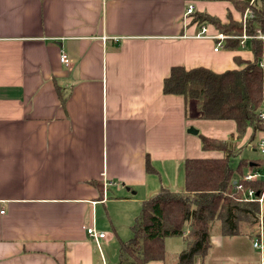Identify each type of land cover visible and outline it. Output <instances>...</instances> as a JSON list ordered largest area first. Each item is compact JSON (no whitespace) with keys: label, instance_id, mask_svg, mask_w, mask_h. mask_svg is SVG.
Listing matches in <instances>:
<instances>
[{"label":"crops","instance_id":"crops-1","mask_svg":"<svg viewBox=\"0 0 264 264\" xmlns=\"http://www.w3.org/2000/svg\"><path fill=\"white\" fill-rule=\"evenodd\" d=\"M246 1L0 0V264H116L141 203L161 188L182 192L185 159L223 156L187 132L189 110L202 121L194 104L162 85L173 66L221 73L252 60L243 34L233 50V37L193 22H238L234 3ZM202 27L207 38L196 37ZM207 122L228 131L205 137L235 134L232 121ZM260 136H235L247 158H261ZM259 221L232 237L213 232L195 264H264L252 245L264 230V189ZM90 227L105 237L94 240ZM185 248L183 235L166 238V261L148 264H173Z\"/></svg>","mask_w":264,"mask_h":264},{"label":"trees","instance_id":"trees-1","mask_svg":"<svg viewBox=\"0 0 264 264\" xmlns=\"http://www.w3.org/2000/svg\"><path fill=\"white\" fill-rule=\"evenodd\" d=\"M239 12L250 9L251 16L241 22L229 20L223 25L207 14H194L193 22L210 24L227 37L225 47L235 50L242 34L255 36L256 30L264 33V0L235 2ZM252 60L236 61L240 69L213 72L204 67L185 69L170 68L163 80L164 95H178L186 106L194 104L196 117L202 121H232L237 138L248 137L253 141L260 135L263 124L258 118L262 104L263 72L260 66L262 42L249 41ZM204 151L223 154L220 158H187L183 164L184 189L174 192L161 188L154 196L144 200L130 226V238L118 241L116 264H148L151 261H166L164 239L183 235L186 248L173 264H195L202 261L210 247L213 232L232 237L239 233V224L257 226L259 206L256 201H246L248 191L255 198L264 189V180L241 182L236 180L249 168L260 169L262 159L239 158L241 148L234 135L228 140L200 136ZM146 170H154L146 160ZM96 185V184H95ZM264 262V230H263ZM241 264V263H238Z\"/></svg>","mask_w":264,"mask_h":264},{"label":"built area","instance_id":"built-area-1","mask_svg":"<svg viewBox=\"0 0 264 264\" xmlns=\"http://www.w3.org/2000/svg\"><path fill=\"white\" fill-rule=\"evenodd\" d=\"M194 11V7L193 5L189 4L187 7H186V10H185V13L184 15L185 16H189L193 13ZM248 15L244 14V18L242 21V25L244 26L245 25V21L247 19ZM206 32V28H203L201 29V32L196 36L197 38H200V37H204V33ZM208 37V36H207ZM207 37H204V38H207ZM225 36L219 34L218 35V38L220 40H223ZM243 39H246L248 37L245 36V34L243 33ZM221 47V44L218 43L216 48L214 49L215 51ZM66 55L65 54H61L60 58H59V61L61 63H63L64 65H66ZM260 66L262 67V64H260ZM258 118L259 120L262 122L263 124V129H262V132H261V136L260 138L258 139L257 141V144H256V147H257V151L259 152L260 156H261V159H262V167L260 169H255V168H247L246 172L241 176L239 177L238 180H236L237 184L245 181V182H254L256 180H264V108L261 107L260 110H259V113H258ZM240 184L237 186V188L239 189L240 188ZM246 201H256L258 203V206H259V211H260V205L262 204V193L260 194L259 197L255 198V194L253 191H248L247 192V196L245 198ZM259 224H260V221H259ZM261 227V226H260ZM86 232H87V235L90 236L91 238H93L94 240H97V239H102L105 237V234L104 233H99L97 231H95L92 227L90 228H87L86 229ZM262 238H263V232H262V227H261V232H259V234H257V238L255 240H253V247L262 251L263 250V243H262Z\"/></svg>","mask_w":264,"mask_h":264},{"label":"rangeland","instance_id":"rangeland-1","mask_svg":"<svg viewBox=\"0 0 264 264\" xmlns=\"http://www.w3.org/2000/svg\"><path fill=\"white\" fill-rule=\"evenodd\" d=\"M244 14H246V15H248V17L247 18H249L250 16H251V11H250V9H248V8H246L245 10H244V12L242 13V18H241V20L240 21H242L243 20V18H244ZM247 20V19H246ZM240 21H238V22H240ZM242 23V22H241ZM256 32V35L255 36H248V35H245L246 37H248L249 39H251V38H256V39H259V40H261V42H262V44L264 43V37H263V35L261 34V32L259 31V30H256L255 31ZM261 64V63H260ZM262 68V67H261ZM261 107H262V104H261ZM260 107V108H261ZM188 119L190 120V126H192L191 128H194L195 130H197V131H199V134H198V136L200 137V136H205V135H212V136H209V137H222V135H224V133H226L227 131H228V127H227V125H224V127L222 126V129H218V130H214L212 127H211V123H208L207 121H199V122H195L194 120H193V117H192V111L191 110H189V112H188ZM224 124H226V123H224ZM230 126V125H229ZM232 135H234V137H235V134H232ZM231 135V136H232ZM229 139V138H228ZM228 139H226V140H228ZM215 152V151H214ZM247 158V152H243L242 151V153H240V158ZM239 160V157H237V158H235V159H233V162H232V164L235 166L236 164H237V161ZM245 170H247V169H245ZM244 170V171H245ZM246 198V197H245ZM244 224H246V223H244ZM246 225H249V224H246ZM250 226V225H249ZM259 226V223L257 224V227Z\"/></svg>","mask_w":264,"mask_h":264},{"label":"water","instance_id":"water-1","mask_svg":"<svg viewBox=\"0 0 264 264\" xmlns=\"http://www.w3.org/2000/svg\"><path fill=\"white\" fill-rule=\"evenodd\" d=\"M187 132H188L189 134H192V135H196V134L198 133L197 130H195L194 128H191V127L188 128Z\"/></svg>","mask_w":264,"mask_h":264}]
</instances>
